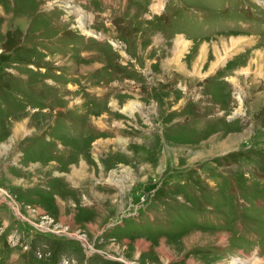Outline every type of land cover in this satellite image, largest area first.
Here are the masks:
<instances>
[{"label":"rangeland","instance_id":"1","mask_svg":"<svg viewBox=\"0 0 264 264\" xmlns=\"http://www.w3.org/2000/svg\"><path fill=\"white\" fill-rule=\"evenodd\" d=\"M229 256L264 264V0H0V264Z\"/></svg>","mask_w":264,"mask_h":264},{"label":"bare ground","instance_id":"2","mask_svg":"<svg viewBox=\"0 0 264 264\" xmlns=\"http://www.w3.org/2000/svg\"><path fill=\"white\" fill-rule=\"evenodd\" d=\"M238 39H239V38H238ZM232 40H233V39H232ZM233 41H234V40H233ZM132 104H134V103H132ZM132 104H130L129 106H126V107L124 108V110L127 111V112L129 111V113H132V109H133V108H132Z\"/></svg>","mask_w":264,"mask_h":264},{"label":"crops","instance_id":"3","mask_svg":"<svg viewBox=\"0 0 264 264\" xmlns=\"http://www.w3.org/2000/svg\"><path fill=\"white\" fill-rule=\"evenodd\" d=\"M157 249H159V248H157ZM158 252H161V253H162V250H160V251H158ZM188 260H189V259H188ZM193 260H194V258H192L191 261H188V263L193 262ZM214 264H220V263H214Z\"/></svg>","mask_w":264,"mask_h":264},{"label":"built area","instance_id":"4","mask_svg":"<svg viewBox=\"0 0 264 264\" xmlns=\"http://www.w3.org/2000/svg\"><path fill=\"white\" fill-rule=\"evenodd\" d=\"M229 262H230V264H232V263H231V260H229L228 263H229ZM233 264H234V263H233Z\"/></svg>","mask_w":264,"mask_h":264}]
</instances>
